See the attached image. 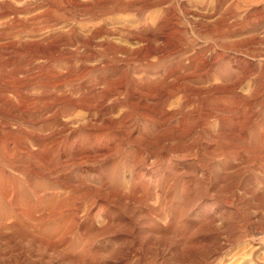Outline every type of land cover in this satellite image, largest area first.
<instances>
[{
	"label": "rangeland",
	"instance_id": "obj_1",
	"mask_svg": "<svg viewBox=\"0 0 264 264\" xmlns=\"http://www.w3.org/2000/svg\"><path fill=\"white\" fill-rule=\"evenodd\" d=\"M43 1L77 10L80 15L76 22L85 30V35H90L91 29H109L110 35L102 34L110 41L109 49L126 52H119L121 61L109 67L103 65L99 57L98 60L88 61L87 66L78 65L71 70L64 63L62 68L55 71L54 58L64 56L56 55L58 54L56 53L51 58L36 60L35 64L38 67L36 70L16 78H12V67L31 58V54L17 51L9 55H0L2 70L0 88L11 85L18 93H21V97L9 94L10 100L2 103L7 112H14L21 116L36 114L49 96L42 92V89L44 90L42 86L39 90L30 89V93L27 94L26 86L43 85L50 76H54L56 80L68 81L67 85L83 83L93 85L98 83L99 78H103L101 82L109 79L112 81L117 76L116 69L120 68L131 67L143 70L186 67L191 70L192 67H198L201 71L211 68L215 76L206 82L208 86L206 95L202 99H197L193 107L186 110L189 116L194 117L191 124L194 123L196 114L203 118L205 113L201 110L204 106L213 110L219 108V112L226 118L227 123L238 115L236 106L240 101L247 100L250 105L254 103L253 105L257 106L256 112L260 121L257 130H253L249 138L242 137L233 142L238 148H244L246 152L253 149L256 155L264 158V76H262L264 59L258 56L253 58L249 53H243L251 33L230 36V33L221 32L224 22L212 21L210 17L213 13V0H168L163 4L166 12H162L160 16L158 11L162 7L155 6L152 10L145 11L144 16L148 19V23L143 24L136 22L134 10L157 0H13V3L16 6H29L30 3L41 5ZM182 1L190 2L193 12H198L199 6L203 7L200 12H204L205 17L196 19L193 14L186 13L181 4ZM262 6L264 8V5ZM170 8L174 9L173 13ZM43 11L45 12L46 9ZM27 15L28 18H34L39 14L37 10H33ZM259 16H255L254 13V19L250 18L251 20L248 19L244 23H237L235 29L248 27L256 22L257 27L260 28L259 36L264 37V22L259 20ZM67 21L70 20H66L64 24ZM125 28L136 33L138 37L126 34ZM59 29H61L60 26ZM209 32H214L218 40H213ZM58 33L71 35V32L66 33L61 29V32L57 30L47 33V37L52 38ZM143 37L150 40L139 39ZM207 44L211 45L210 50L204 48ZM256 46L259 48L257 55L259 52L264 53V43ZM153 49L154 53L151 52ZM86 53L89 51L83 48L76 52L79 56H84ZM107 53V49L104 48L102 54ZM61 54L69 55L70 52L63 51ZM235 56L239 59H235ZM254 59L256 64L258 63V73L254 79L255 92H250V83H253L250 79L238 88L239 92L235 91L232 88V82L242 73L241 68ZM239 61H241L240 66L234 67L233 64L236 65ZM85 70L91 71L86 74ZM136 79L144 85L145 82H149L142 77ZM198 81L200 80L193 78L190 85H197ZM185 89L191 88L185 87ZM65 95L71 94L67 92ZM177 103L176 101L169 108L173 111L178 110ZM128 113H137V111ZM147 113L150 115L148 111ZM179 116L177 112L176 117ZM11 123V127L7 128L0 121V135L15 132L22 134L24 130H18L12 120ZM214 128L204 135V138L212 140L215 139V135H221V142L217 148L223 153L219 159L226 164L225 169L222 170L220 164L215 168L209 162L208 156L202 154L204 148L202 145L190 156V164L193 168L206 169L205 175L200 177L204 179L208 193L213 197L206 206L195 207L191 212L186 213L184 204L188 195L182 193L180 184H176L177 198L174 207L177 214L175 212L173 214L172 210L165 209L163 206L164 219L158 216L151 217V214L155 215L154 212L160 209V203L154 202L146 209L138 207L136 211L134 210L150 216V224L146 225L144 220L138 221L132 206L125 203L132 199L131 202L135 206L138 205L139 196L133 192L130 185L138 186L145 179L129 176L135 168L128 166L130 170L127 171L123 168L126 163H132L135 154L130 157H119L117 162L104 160L101 164L94 163L97 169L100 168V174L104 173L105 178L109 180V189L104 192L100 188L91 190L93 195L104 193L106 196L104 211L94 218L95 211L90 213L88 208L81 211L79 215L73 211L71 203H74V200H71V197L75 196V193L67 194L63 199L54 198L48 196L50 186L47 181H35L33 187L28 188L18 180L16 183L21 210H41L35 211L34 214L39 216L40 213L42 218L47 217L49 221L57 218L58 224H50L45 229L37 222H33L27 231H22L18 223L20 218L14 217L13 224L9 228L4 229L3 232L0 229V264H264V208H255L264 201V173L243 161H233L232 155H228L233 148L232 140L224 130ZM46 133L48 134V130L44 133L38 132V135L48 146H52L51 142L61 139L59 134L45 136ZM114 147L115 144L111 145V148ZM247 154L253 156V154ZM121 162H126L123 164L125 166L119 165ZM178 163V160L172 161L170 169L182 168L183 166ZM154 168L159 171L164 170V166L161 165ZM251 169L256 172L253 177H250ZM100 174L96 173L94 176L99 181ZM68 175L70 174H62L60 178L63 179ZM73 176L67 179H72ZM129 177L133 179V184L129 183ZM252 182L257 185L254 194L246 193L242 188L237 189V195L232 192L234 184L251 186ZM1 183L5 189L10 187L2 177ZM76 183L79 182L76 180ZM117 184H120V189ZM215 184L217 188H214ZM213 189H217V192ZM8 207L0 194V221L2 217L11 213ZM217 250L219 253L212 257V253Z\"/></svg>",
	"mask_w": 264,
	"mask_h": 264
},
{
	"label": "bare ground",
	"instance_id": "obj_2",
	"mask_svg": "<svg viewBox=\"0 0 264 264\" xmlns=\"http://www.w3.org/2000/svg\"><path fill=\"white\" fill-rule=\"evenodd\" d=\"M167 1L157 0V2L134 10L136 22L138 24L148 23L144 13L147 10H152L155 6L162 7L158 11V16L162 15V12H166L163 4ZM212 2L213 13L210 17L212 21L224 22L221 32L230 33V36L251 33L243 53H249L253 58L258 56L264 59V53L256 54L259 51L256 45L264 43V37H260L258 34L260 28L257 27V23L253 21L255 24L235 29L237 23L254 19V13L255 16H259L257 13L261 14L259 20L264 22L262 6L264 0H213ZM42 3L41 5L30 3L29 6H16L13 0H0V27H2L0 30V55H9L17 51L31 54V58L12 67V78L19 77V75L26 76L38 68L35 64L36 60L51 58L56 53H58L56 55L64 56L54 58L55 71L62 68L64 63L71 70H74L78 65L87 66L88 61L98 60L99 57L103 61V65L108 67L121 61L118 53L126 51L109 49L110 41L106 39V36H102V34L110 35L109 29H91L90 35H85V30L76 22L80 15L77 10L52 2L43 1ZM181 4L184 11L193 14L196 19L205 17L204 12H200L203 7L199 6V11L193 12L190 2L182 1ZM33 10H37L39 15L28 18L27 14ZM170 11L173 13L174 9L170 8ZM43 12L44 14H40ZM66 20L70 21L64 24ZM59 26L66 33L67 31L71 32V35L58 33L52 38L47 37L49 32L57 30L61 32ZM124 30L126 34L138 37L128 28ZM209 34L213 40H218L214 32H209ZM139 39L150 40L146 37ZM210 47L211 45L208 44L204 46L207 50H210ZM81 48L89 53L84 56L77 55L76 52ZM104 48L108 51L106 55L102 54ZM63 51L70 52V54H61ZM151 52L154 53V49ZM234 58L239 59L237 56ZM255 60L247 62L248 64L241 68L242 73L232 82V88L235 91L239 92L238 88L250 79L253 82L250 83V92H255L254 79L258 73V63L256 64ZM240 64L241 61L233 66L239 67ZM127 68L116 69L117 76L112 81L109 79L101 82L103 78H99L98 83L93 85L87 83L67 85L68 81L56 80L54 76L48 77L43 85H27V94L30 93V89L39 90L42 86L44 87L42 92L49 96V99L39 107L36 114L25 116L7 112L2 105L10 100L9 94L21 97V93H18L11 85L0 88V121L5 127L10 128L12 120L18 130H24L21 135L18 132L0 135V194L9 206L8 209L11 210V213L2 217L0 221L2 232L13 224L14 217L20 218L18 223H20L19 229L22 231H27L33 222H37L45 229L50 224H58L57 218L49 221L47 217L42 218L40 213L39 216L34 214L35 211L41 210H21L16 183L18 180L28 188H32L35 181H47L50 186L48 196L54 198L63 199L65 195L75 193L76 195L71 197V200H74V203H71L73 211L79 215L81 211L88 208L90 213L95 211L94 218L104 211L106 196L104 193L93 195L91 190L100 188L104 192L109 189L108 178H105L104 173L100 174V168L97 169L94 163L101 164L104 160L117 162L119 157H130L132 154H135V158L131 164L121 162L119 165L126 163V166L123 165L126 171L130 170L128 166L135 168V171H132L129 176L145 179L143 183L136 186L133 184V179L129 177V183L133 184L130 186L133 192L139 196V200L136 206L131 202L132 199L125 205L132 206L138 221L144 220L145 224L149 225V219L152 216L164 219L163 206L165 209L172 210L173 214L174 212L177 214L174 207L177 198L176 184H180L182 193L188 195L184 204L186 213L191 212L195 207L206 206L213 198L208 193L204 179L200 177L205 175L206 169L203 167L193 168L190 164V156L195 149L202 145L204 147L202 154L208 156L209 162L215 168L220 164L222 165L221 169H225L226 164L219 159L223 153L217 148L221 142V135H215V139L212 140L204 138V135L215 129L214 127L224 130L232 140L233 148L228 155H232L233 161H243L248 166L264 173V158L256 155V151L253 149L246 152L244 148H238L233 142L242 137L249 138L251 136L249 134L253 130H257L260 121L257 117L256 104L250 105L247 100L240 101L236 106L240 113L238 112V115L227 123L226 118L219 112V108L213 110L204 106V109L201 110L205 113L203 118L196 114V119L191 124L194 117L189 116L186 110L193 107L197 99H202L206 95L208 87L206 82L215 76L211 68L202 71L198 67H192L191 70L186 67L143 70ZM1 71L0 68V74ZM90 71L85 70L86 74ZM262 76H264V72H262ZM137 77L146 78L149 82H145L144 85L137 82ZM193 78L200 80L197 85H190ZM185 87L191 89L187 90ZM67 92H70L71 95H65ZM176 101L179 108L175 112L169 106L171 107ZM110 103L112 105H109ZM133 110H136L137 113H128ZM177 112L179 117H176ZM46 130H48V134L46 133L45 136L59 134L60 141L57 139L51 142L52 146L45 144L38 132L44 133ZM114 144L115 147L111 148V145ZM247 153L253 154V156H249ZM177 160L178 165L183 167L171 170L170 163ZM159 165L164 166L163 171L154 168ZM252 169L250 177L256 173ZM60 172L62 173L59 174ZM96 173L100 174V181L94 177ZM62 174L70 175L61 179L60 175ZM71 176H73L72 179H67ZM82 176L87 178L84 179ZM1 177L10 185L8 189L3 187ZM76 180L79 183H76ZM117 185L120 189V184ZM214 188H217L216 184ZM238 188L244 189L246 193L254 194L257 185L253 182L251 186L234 184L232 192L235 195H237ZM213 190L217 192V189ZM75 199H77L76 202ZM154 202L160 203V209L154 212L155 215L151 214L150 217L135 212L138 207L146 209ZM255 208H264V201ZM219 250L214 251L212 257L216 256Z\"/></svg>",
	"mask_w": 264,
	"mask_h": 264
}]
</instances>
